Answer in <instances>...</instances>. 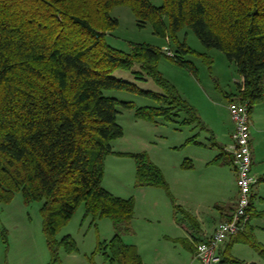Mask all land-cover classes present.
I'll use <instances>...</instances> for the list:
<instances>
[{"label":"trees","instance_id":"16d2710c","mask_svg":"<svg viewBox=\"0 0 264 264\" xmlns=\"http://www.w3.org/2000/svg\"><path fill=\"white\" fill-rule=\"evenodd\" d=\"M117 7L130 8L140 29L150 24L174 56L147 43H133L128 52L110 45L109 36L119 26L111 16ZM185 29L235 66L241 82L225 98L247 102L251 114L264 101V0H162L161 6L150 0H0V204L19 193L26 205L42 203L53 262L60 247L68 254L78 251L70 235L61 240L57 235L84 205V220L113 222L115 236L97 248L108 264H144L136 248L123 240L134 233L135 201L103 187L105 162L114 154L113 141L124 136L120 108L152 124L176 122L207 130L198 111L158 68L166 57L197 76L189 56L213 64L206 53L180 39ZM116 71L129 72L138 82L152 80L161 92L118 79ZM107 91L134 94L156 105L137 108L106 96ZM188 143L199 144L196 136ZM227 155L221 152L216 162L233 164L232 154L230 162H221ZM130 156L136 187L161 188L170 195L163 172L146 153ZM253 247L264 258V248ZM219 264L246 263L227 250Z\"/></svg>","mask_w":264,"mask_h":264},{"label":"rangeland","instance_id":"374dc122","mask_svg":"<svg viewBox=\"0 0 264 264\" xmlns=\"http://www.w3.org/2000/svg\"><path fill=\"white\" fill-rule=\"evenodd\" d=\"M150 1L155 6L162 5V0ZM111 16L119 20L118 28L108 39L113 47L126 52L130 51L133 43L151 44L162 48V51L169 47L168 41L154 34L150 24L140 29L130 8L117 7ZM180 39L185 40L195 52L206 53L213 64L208 65L198 56H189L198 70L197 76L166 57L161 58L158 68L162 76L177 88L203 120L202 114L209 118L210 110L219 107L209 100H226L225 95L234 91L241 79L235 66L228 62L223 52L205 49L191 30L185 29L180 33ZM114 75L118 79L137 83L145 90L161 92L152 80L138 82L131 73L124 71H116ZM105 95L132 102L137 108L156 105L150 99L125 92L107 91ZM119 110L121 113L118 123L123 127L125 135L124 138L113 141L114 154L106 159L103 187L117 197L133 198L135 201L134 233L123 236L125 244L136 248L144 264H202L194 259L193 253L185 245H191L190 237L186 229H182L187 225L191 227L190 221L193 220L186 207L190 201H187L185 189V164L192 146L188 143L192 136L191 128L176 122L152 124L138 119L134 110ZM139 153H146L161 169L169 184L170 195L161 188L155 191L149 190L152 187L135 186L136 164L130 155ZM194 187L200 193V199L205 195V203L214 200V197L208 195V191H202L200 183L194 181ZM155 202L161 206L156 207ZM41 206V202L26 205L21 193L10 203L0 204V264H108L103 254L97 252V248L100 243L108 242L115 236L110 219H101L92 224L91 218L84 220L85 208L81 205L72 220L57 235L58 240L70 235L75 240L78 251L68 254L60 247L58 260L53 262L43 231ZM176 228L181 230L177 231ZM226 243L220 250H228L234 259L237 258L233 255L243 258L245 252H258L252 246L238 243L233 250V247L230 249L231 247L225 246Z\"/></svg>","mask_w":264,"mask_h":264},{"label":"crops","instance_id":"0c3cea01","mask_svg":"<svg viewBox=\"0 0 264 264\" xmlns=\"http://www.w3.org/2000/svg\"><path fill=\"white\" fill-rule=\"evenodd\" d=\"M236 91L237 87L230 94L236 93ZM209 101L214 106L219 105V107L210 110L209 118L202 114L207 130L201 131L200 129H194V126H185L191 128V138L196 136L199 143H192L190 156H188L185 164V175L187 176L185 185L186 197L187 201H190L185 206L189 209L188 213L193 220L190 221L191 227L188 225L182 227V229H186V233L191 239H189L191 245H185L193 253L194 259H196L195 244L208 239L220 223L230 218L238 199L237 173L234 165L216 162L221 152L228 154L221 162H230L232 158L229 147L232 144L231 135L234 130V124L228 110L229 101L227 99L224 101ZM193 104L195 105L194 102ZM250 127L253 172L258 182L253 187L249 222L245 224L237 236L233 237L225 245L231 247L230 249L233 247V250L238 244L253 247V243H257L264 248V182H261V178L264 175V101L257 104L250 114ZM112 150L114 152L113 143ZM194 181L200 183L202 191H208V195L214 197V200L205 203V195L200 199L198 196L200 193L195 191ZM157 189L150 188L149 190L156 191ZM155 206L161 205L155 202ZM175 226L177 225L175 224ZM176 230L181 229L176 228ZM226 251V249L224 251L220 250L221 257ZM233 257L240 259L246 264H264V258L259 252L255 251L252 253L245 252L243 258H238L234 255Z\"/></svg>","mask_w":264,"mask_h":264},{"label":"built area","instance_id":"2783aa9c","mask_svg":"<svg viewBox=\"0 0 264 264\" xmlns=\"http://www.w3.org/2000/svg\"><path fill=\"white\" fill-rule=\"evenodd\" d=\"M163 51L171 57L174 56L169 47ZM228 109L234 124L229 151L233 155L237 173L238 199L230 218L220 223L208 239L195 244V257L202 264H219L221 246L237 236L249 222L253 187L258 182L253 172L249 105L237 99L229 102Z\"/></svg>","mask_w":264,"mask_h":264}]
</instances>
